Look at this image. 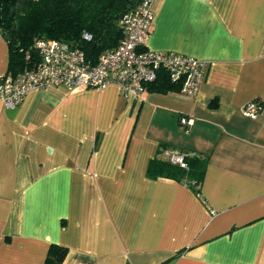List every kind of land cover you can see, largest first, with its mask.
<instances>
[{"label": "crops", "instance_id": "1", "mask_svg": "<svg viewBox=\"0 0 264 264\" xmlns=\"http://www.w3.org/2000/svg\"><path fill=\"white\" fill-rule=\"evenodd\" d=\"M152 9L147 49L207 61L194 97L58 85L0 101V264H44L50 244L61 264H264V0ZM8 54L0 31V71ZM167 147L206 161L199 194L147 176Z\"/></svg>", "mask_w": 264, "mask_h": 264}, {"label": "built area", "instance_id": "2", "mask_svg": "<svg viewBox=\"0 0 264 264\" xmlns=\"http://www.w3.org/2000/svg\"><path fill=\"white\" fill-rule=\"evenodd\" d=\"M153 17L152 0H140L126 11L118 22L122 34L118 44L101 52L94 64L74 44L52 38L34 39L32 47L37 51L38 63L16 74L0 71V101L14 108L32 89L58 85L68 89H101L107 84H115L124 97L140 99L158 71L178 84L179 92L194 97L203 81L207 61L173 51L147 49ZM83 37L89 40L91 35L84 33ZM25 58L30 59L28 51ZM261 109V103L255 100L242 106V112L249 117H255ZM179 122L187 130L192 118L181 115ZM163 153L168 162L184 169L188 167L186 156L193 155L170 147L164 148Z\"/></svg>", "mask_w": 264, "mask_h": 264}, {"label": "trees", "instance_id": "3", "mask_svg": "<svg viewBox=\"0 0 264 264\" xmlns=\"http://www.w3.org/2000/svg\"><path fill=\"white\" fill-rule=\"evenodd\" d=\"M140 0H0V31L8 45V72L16 74L34 67L39 57L33 49L36 38H52L76 45L85 59L94 64L101 52L115 47L121 39V16ZM84 33L91 35L89 40ZM28 51L30 59L25 58ZM155 91L178 90L163 71L146 85ZM187 169L166 159H151L148 177L165 176L185 182L200 193L205 160L186 156ZM67 248L50 244L44 264H61Z\"/></svg>", "mask_w": 264, "mask_h": 264}]
</instances>
